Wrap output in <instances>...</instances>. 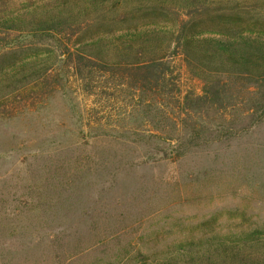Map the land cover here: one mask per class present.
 <instances>
[{"label": "rangeland", "instance_id": "374dc122", "mask_svg": "<svg viewBox=\"0 0 264 264\" xmlns=\"http://www.w3.org/2000/svg\"><path fill=\"white\" fill-rule=\"evenodd\" d=\"M110 2L76 44L103 37L107 47L123 33ZM53 4L12 0L8 8L31 20ZM80 5L88 21L99 16L92 6L102 9ZM31 52L3 53L0 66ZM168 66L157 98L132 88L125 71L94 69L81 82L57 65L60 82L48 94L28 87L2 99L0 264H182L188 251L219 248L239 263L230 251L264 237V118L254 108L264 88L236 80L225 108L186 116L182 98L201 84L180 58Z\"/></svg>", "mask_w": 264, "mask_h": 264}, {"label": "trees", "instance_id": "16d2710c", "mask_svg": "<svg viewBox=\"0 0 264 264\" xmlns=\"http://www.w3.org/2000/svg\"><path fill=\"white\" fill-rule=\"evenodd\" d=\"M10 1L0 0V58L10 51L31 50L33 55L0 66V106L7 95L15 97L28 87L48 94L60 82L57 65L71 68L81 82L94 69L125 71L132 88L157 98L166 94L168 64L178 57L190 77L201 84L200 94L188 91L182 98L186 116L200 115L201 107L225 108L236 80L264 88V0H146L129 8V0H93L102 9L98 12V6H92L96 10L92 13L99 16L89 21V11L80 5L84 0H53L42 17L31 20L26 17L29 12L11 15ZM104 1L117 8L114 21L122 24L123 33L115 35L113 43L105 41L107 47L103 37L76 44L75 37L93 21L103 22ZM156 13L164 19L154 17ZM262 100L254 108L264 118ZM259 236L242 241L240 251H230L233 258L241 253L239 263L228 261L226 248H219L200 255L188 251L185 254L191 259L182 264H264V237Z\"/></svg>", "mask_w": 264, "mask_h": 264}]
</instances>
